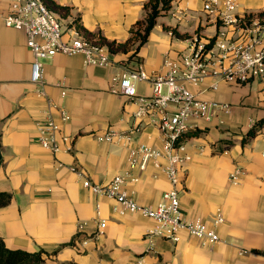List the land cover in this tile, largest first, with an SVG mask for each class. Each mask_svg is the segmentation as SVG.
<instances>
[{
  "label": "crops",
  "instance_id": "obj_1",
  "mask_svg": "<svg viewBox=\"0 0 264 264\" xmlns=\"http://www.w3.org/2000/svg\"><path fill=\"white\" fill-rule=\"evenodd\" d=\"M11 1L0 0V12L5 13ZM49 1L68 9L66 17L58 15L66 33L76 21L94 37L120 45L133 39L131 31L145 19L148 0ZM203 2L171 0L146 42L136 50L138 40H131L125 52L110 54L108 66H86L80 55L42 60L41 85L30 83L32 55L23 33L0 22V193L11 196L0 208V239L7 249L42 251L46 264H134L142 255L144 264H264V122L243 143L248 131L264 121L260 81L245 85L218 81L216 91L209 88L211 79L198 87L187 85L199 100L229 106L209 123L191 121L189 133L198 135L182 140L190 161L180 166L177 186L185 221L198 219L211 227L220 212L224 222L215 228L219 242L203 243L183 231L177 243L147 238L153 221L120 215L114 200L83 188L70 170L81 171L89 182L102 186L130 172L138 182L124 185L127 194L141 206L160 202L170 188L164 173L152 164L143 171H130L128 166L129 149L163 145L158 115L135 117L140 100L149 101L151 85L136 83V98L126 99L110 92L111 78L127 69L160 73L164 58L188 53L194 36L216 37L223 29L205 15ZM237 4L240 17L264 13V0ZM57 83L64 85L65 97ZM41 89L44 97L37 94ZM59 109L68 114L67 122H61ZM49 115L60 135L70 138L69 152L53 155L40 146L36 123ZM130 130L128 146L95 140L107 131ZM235 168L244 174L241 184L233 187L228 175ZM100 222L105 228L97 236Z\"/></svg>",
  "mask_w": 264,
  "mask_h": 264
},
{
  "label": "built area",
  "instance_id": "obj_2",
  "mask_svg": "<svg viewBox=\"0 0 264 264\" xmlns=\"http://www.w3.org/2000/svg\"><path fill=\"white\" fill-rule=\"evenodd\" d=\"M237 8V0H204L203 12L223 29L216 37L204 39L194 36L188 53L178 59L164 58L160 73L147 75L141 68L127 69L111 78L110 92L126 99L136 98V83L148 82L151 85L152 95L147 102L140 100L135 117L142 118L148 113L158 115L156 127L163 145L155 149L139 144L129 149L128 166L130 171L135 168L143 171L152 164L164 173L170 188L162 194L157 205H138L127 194L124 185L138 182L130 172L117 175L102 186L92 184L81 171L70 168L81 179L83 188L114 200L120 215L136 214L153 221L154 227L145 233L147 238L157 237L177 243L183 231L203 243L220 241L215 233V228L224 222L220 212L217 211L211 227L198 219L185 221L179 210L177 186L180 183V166L190 161L182 138L191 131V121L209 123L218 112L229 108L228 105L199 100L187 85L198 87L211 79L214 82L209 88L216 91L218 81L241 85L260 81L264 91V13L240 17L236 14ZM0 22L6 28L23 33L25 45L32 55L30 83L33 85L42 84L41 61L57 55H80L86 66L105 67L111 63L106 47L86 39L73 24L66 33L59 17L49 11L42 0H12L7 11L0 12ZM55 86L61 90V97H65L64 85L57 83ZM37 94L45 96L42 89ZM48 105L51 106L49 102ZM58 112L61 122L69 120L63 109ZM36 128L39 144L44 150L53 155L71 150L70 138L60 135V127L50 115L37 122ZM132 133L131 130L121 133L107 131L97 135L95 140L128 146ZM162 161H165L164 166ZM243 174L239 168L233 169L228 175L229 184L239 186ZM104 228V222L98 223L96 235H101ZM85 244L86 241L81 243L82 246ZM144 259L145 255L139 256L134 264H144Z\"/></svg>",
  "mask_w": 264,
  "mask_h": 264
},
{
  "label": "trees",
  "instance_id": "obj_3",
  "mask_svg": "<svg viewBox=\"0 0 264 264\" xmlns=\"http://www.w3.org/2000/svg\"><path fill=\"white\" fill-rule=\"evenodd\" d=\"M45 4L46 8L56 14L57 16L66 17L68 13V9L64 7H60L54 4L52 1L49 0H42ZM171 0H148L147 3L144 5V9L146 11V17L143 21L137 24V29L131 31L132 38L138 40V45L136 50L140 46H142L149 36L151 30L155 26L156 19L167 13L170 9ZM73 25L77 27L80 33L89 41H92L94 44L104 46L107 48L109 54H114L118 52H125L128 43L133 40L127 41L125 44L117 45L115 42H109L104 38H96L92 34L86 32L76 21L73 22ZM175 34V33H173ZM264 121H258L247 133L245 143L247 140L253 138L257 132L259 131V126ZM198 135L197 132H191L185 135L184 138H190ZM11 201V196L6 193H0V208L6 207ZM42 251L37 253H27L20 250H9L5 247L3 241L0 239V264H46L42 259Z\"/></svg>",
  "mask_w": 264,
  "mask_h": 264
},
{
  "label": "rangeland",
  "instance_id": "obj_4",
  "mask_svg": "<svg viewBox=\"0 0 264 264\" xmlns=\"http://www.w3.org/2000/svg\"><path fill=\"white\" fill-rule=\"evenodd\" d=\"M164 93H165V90H164Z\"/></svg>",
  "mask_w": 264,
  "mask_h": 264
}]
</instances>
